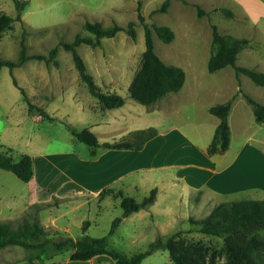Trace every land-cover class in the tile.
<instances>
[{"label":"rangeland","instance_id":"1","mask_svg":"<svg viewBox=\"0 0 264 264\" xmlns=\"http://www.w3.org/2000/svg\"><path fill=\"white\" fill-rule=\"evenodd\" d=\"M26 1L23 9L17 10L13 0H0V13L14 18L11 28L0 38V57L16 60L22 36L26 53L48 56L49 50L56 47V55L49 61L29 58L11 72L7 66L0 68V144L11 147L14 156L28 153L34 164V174L27 182L0 168V220L15 221L30 213L38 218L48 236L76 238L84 233V220L89 221L85 233L98 237L106 235L112 220L120 217L108 243L127 254L144 250L159 235L174 236L201 241L216 253V261H222L223 239L198 231V224L189 220L206 217L212 205L221 200L200 189H186L190 182L200 179L192 170L201 168L202 180L209 182L210 177L212 185L245 188L225 195L227 198L259 197L246 187L257 185L264 189V156L256 152L257 146L264 150V122L254 121L252 106L244 94L263 103L264 86L243 73L236 74L232 66L207 70L212 24L221 34L249 39L238 52L236 65L264 71V0H170L165 11L156 10L163 0H141L145 23L167 25L174 32L168 43L153 32L155 53L165 63L185 71V81L178 91L149 105L135 101L128 93L144 49L137 0ZM198 7L203 14L198 15ZM221 7L229 8L233 15H226ZM130 20L135 21V38L120 30L112 37H103L98 46L77 47L99 88L119 93L125 99L123 106L101 109L80 79L71 52L59 42L71 41L76 33L84 32L85 21L125 26ZM13 77L29 101L51 118L42 117L37 108L28 110ZM236 87L240 96L234 99L230 114L229 147L214 154L221 155L214 159L206 154L214 130V115L208 107L228 99ZM68 125L76 129L88 127L96 134L101 145L95 155L71 134ZM150 125L158 133L140 150L105 148L102 144ZM124 151L130 154L124 159L117 156ZM186 163L190 165L186 167ZM122 166L129 174L115 179L113 173ZM128 182H134L136 187L127 186ZM155 186V203L123 216L117 189L141 200ZM35 202L50 204L34 212L29 206ZM259 234L264 240V230ZM26 254L20 246L2 248L0 264L28 263ZM69 254L66 251L37 264H115L107 255L88 261L70 260ZM140 264L173 263L167 249H157Z\"/></svg>","mask_w":264,"mask_h":264},{"label":"trees","instance_id":"2","mask_svg":"<svg viewBox=\"0 0 264 264\" xmlns=\"http://www.w3.org/2000/svg\"><path fill=\"white\" fill-rule=\"evenodd\" d=\"M13 2L17 10H22L27 3L26 0H13ZM169 2L170 0H163L156 10L165 11ZM140 6L141 0H137V18L143 23L144 49L141 53L139 67L128 85V93L135 101L143 105H149L169 92L178 91L185 81V71L180 66L165 63L155 53L153 32L165 43L173 39L174 32L167 25L155 23L149 25L145 23L140 12ZM220 10L228 16L233 15V12L227 7H221ZM203 13L204 11L198 7V15ZM13 19L6 12L0 13V38L5 30L11 28ZM82 27L84 32H78L71 41H60L59 44L71 52L80 79L85 83L89 93L97 99L101 109L123 106L125 99L121 94L102 91L94 82L86 70L85 63L77 47L81 44L98 46L103 37H112L120 30H124L131 38H135V21L130 20L125 26L115 22L103 26L99 21H85ZM211 36V53L207 60V70L209 72L232 66L236 74L243 73L254 83L264 86V71L235 64L238 52L249 43L248 38L221 34L215 24H212ZM19 45L17 59L7 60L0 57V68L7 66L11 72L13 67L21 65L29 58L49 61L54 59L56 55V47L49 50L48 56L40 53H26L23 36ZM12 81L19 88L23 99L28 103L29 111L37 108L42 117L51 118L47 111L36 107L29 101L25 90L17 84L14 77ZM244 96L252 106L254 121L263 123L264 104L249 95L244 94ZM234 97L235 93L227 100L208 107L209 113L218 118L211 140L206 146L208 156L223 153L229 147L230 126L228 114ZM68 127L77 140L89 147L90 154L95 155L96 148L101 145L96 134L88 127L81 129H76L70 125ZM157 133L158 129L150 125L132 129L120 140L102 144L105 148L140 150ZM0 168L12 172L24 182L29 181L34 174L33 160L28 153H18L17 156H14L11 147L3 144H0ZM115 193L120 198L119 205L123 216H126L152 204L156 199L157 188H151L149 193L141 200H136L134 197L124 194L121 189H117ZM49 204V202H35L29 206V209L36 212L39 208ZM120 220V217H115L108 233L103 236H90L85 233L89 221L84 220L81 225V230L84 233L80 236L74 238L65 235L54 238L47 235L44 226L35 215L28 213L15 221L0 220V249L9 246L22 247L26 250V259L29 264L51 260L56 255L66 251H70V260H89L94 256L107 255L115 264H140L145 256L157 249H167L169 259L173 264H264V240L259 234L261 230H264V199L222 200L212 205L206 217L197 221L189 217L191 223L198 224V231L216 235L223 239L221 253L224 258L222 261H216V253L201 241H189L174 236L163 238L159 235L144 250L127 254L108 243V236L113 233Z\"/></svg>","mask_w":264,"mask_h":264},{"label":"crops","instance_id":"3","mask_svg":"<svg viewBox=\"0 0 264 264\" xmlns=\"http://www.w3.org/2000/svg\"><path fill=\"white\" fill-rule=\"evenodd\" d=\"M245 16H246V18L248 19V14L247 13H245L244 14ZM263 56H264V53L262 54ZM236 77V76H235ZM236 90H237V87L229 94V96H228V98L232 95V94H234L235 93V97L233 98V101H232V104H231V107H230V110H229V114H228V122H229V126H230V129H231V119H230V114L233 112V108H234V99L236 98V97H238V96H240V93H238V92H236ZM264 91V90H263ZM227 100V99H226ZM263 104H264V102H263ZM252 114H253V112H252ZM213 115V114H212ZM213 119H214V129H215V127H216V125H217V123H218V118L214 115L213 117H212ZM253 119H254V116H253ZM214 131V130H213ZM213 134V133H212ZM155 137V136H154ZM151 140V139H150ZM210 142V141H209ZM147 143V142H146ZM208 145V144H207ZM256 151V150H255ZM257 153H259V154H262L263 156H264V150H262L261 148H259L258 146H257V151H256ZM202 153V152H201ZM117 154V156L118 157H120V158H122V159H124V157H126V156H128V154H130V153H128L127 151H124V152H120V153H116ZM206 156V155H205ZM219 156H221L220 154L219 155H213V156H211V157H213L214 159H217ZM188 165H190V163H186V167H188ZM128 170V169H127ZM126 169H125V167H120V168H118V172H114L113 173V175H115L114 176V178L115 179H121V178H124L127 174H129V172L127 171ZM190 170H192V169H190ZM210 170H211V172H212V166L210 167ZM192 171H194V172H192V173H194V174H196V177L198 178V177H200V179L199 180H195V181H193V182H190L189 184H188V188L186 189L188 192L191 190V189H197V190H202V191H205L206 193H208L209 195H211V196H213V197H217L218 199H220L221 201L222 200H231L232 198H227L228 196H225V195H228V194H231V193H235L236 191H239V190H242V189H245V188H242V189H239V188H236V187H233V188H229L230 187V185H212L211 183H209L211 180H210V177H208V179H209V182H206L205 181V179L204 180H202L203 179V177H204V173H202V171H201V168L200 169H194V170H192ZM195 177V178H196ZM206 177V176H205ZM207 180V179H206ZM128 185H134V187H136V184L134 183V182H132V184L130 183V182H128L127 183V186ZM127 186H125L124 187V185L122 186V188L123 189H126V187ZM130 186V187H131ZM41 187V186H40ZM157 189H158V187L157 186H155ZM224 187H227V188H229V189H225V190H223L224 189ZM246 188H248L249 189V191L252 193V194H256V195H258L259 197H257V199H264V189H262V188H259L257 185H251V186H249V187H246ZM159 191H160V188H159ZM183 193V192H182ZM52 195H54V196H58V195H55V194H52ZM182 195V194H181ZM59 197H64V196H59ZM157 201V196H156V199H155V201L153 202V203H155ZM89 260H91V259H89ZM88 260V261H89ZM87 261V262H88ZM86 263V262H85ZM20 264H28L27 262L26 263H20ZM66 264H70V263H66Z\"/></svg>","mask_w":264,"mask_h":264}]
</instances>
